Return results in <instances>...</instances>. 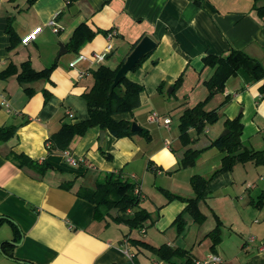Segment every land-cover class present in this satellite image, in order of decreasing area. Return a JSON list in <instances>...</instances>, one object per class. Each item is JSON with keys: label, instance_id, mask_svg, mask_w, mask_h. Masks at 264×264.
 I'll list each match as a JSON object with an SVG mask.
<instances>
[{"label": "crops", "instance_id": "1", "mask_svg": "<svg viewBox=\"0 0 264 264\" xmlns=\"http://www.w3.org/2000/svg\"><path fill=\"white\" fill-rule=\"evenodd\" d=\"M30 1L0 0V126L20 125L14 137L0 141V264H142L137 255L149 250L131 244L133 230L124 231L109 217L95 218L96 206L78 195L81 187L93 188L108 174L139 186L142 207L152 215L144 229L152 226L163 236V244L189 250L195 262L216 253L222 257L220 264H264V162L238 163L230 172L213 177L200 204L205 220L196 222L186 213L182 234L173 223L188 202L169 200L164 192L195 196L192 176L210 177L221 166L222 152L210 145L229 129L228 119L241 117L242 141L264 150V78L253 79L252 63H247L227 80L225 92L217 93L206 106L217 109L220 120L207 126L205 135L214 136L203 139L201 145L209 148L199 162L180 168L173 152L185 151L181 143L175 146L181 135L175 119L210 92L204 81L213 68L205 66L206 55L240 49L264 68V15L255 6L264 5V0ZM54 15H58L57 33L49 25ZM82 23L101 30L76 53L69 42ZM9 25L16 42L7 31ZM103 31L115 34L110 37ZM31 32L35 37L24 41ZM145 36L152 37L156 47L127 73L144 86L141 104L121 117L137 122L150 136L141 130L118 138L109 130L91 127L69 149L85 160L78 165L69 163L63 152L49 151L47 140L64 122L88 118L83 94L95 83L94 70L101 64L118 68ZM108 48L101 64L93 60L92 55ZM79 54L86 58L71 67ZM28 60L37 70L54 62L56 67L49 78L32 83H21L16 74L1 77L9 65L19 69ZM182 74L185 79L175 86ZM26 87L34 92L29 95ZM154 111L161 121L151 120ZM165 117L172 120L168 126ZM11 150L47 161L51 167L44 175L21 168L9 159ZM217 227L221 238L213 247L209 233Z\"/></svg>", "mask_w": 264, "mask_h": 264}, {"label": "trees", "instance_id": "2", "mask_svg": "<svg viewBox=\"0 0 264 264\" xmlns=\"http://www.w3.org/2000/svg\"><path fill=\"white\" fill-rule=\"evenodd\" d=\"M35 0H31L32 3ZM258 1V0H255ZM259 14L264 15V5L258 6L255 4ZM11 35V40L16 42L14 29L11 25L7 28ZM101 30V29H100ZM100 30H93L87 23H82L75 30L71 42H69V49L78 53L80 48L88 41H91L93 37ZM107 35L109 31H103ZM139 41H137L132 48L136 47ZM147 56V55H146ZM144 56L132 70L139 67V64L146 58ZM205 66L213 68V74L209 79L204 81L205 85L210 91L205 100L200 101L194 107H188L184 110L180 119V138L185 146H189L196 138H199L202 134L206 133L205 130L208 125L214 124L219 118L217 109L207 110L206 106L208 102L220 92H225L227 80L238 73V71L247 63H252L249 69L250 74L255 80H261L264 78V68L260 61L250 57L243 50L231 49L221 54H208L203 58ZM124 62V61H123ZM122 62V63H123ZM121 63V64H122ZM121 64L118 68H113L105 64H101L98 69L93 72L95 83L89 90L83 95L87 102L89 109V116L83 121L76 123L64 122L58 132L54 133L49 140H47V148L49 151L65 152V150L71 148L72 142L78 136H83L91 127L98 126L104 130H109L114 136L118 138L130 137L135 131L132 130L133 120L121 117L122 114L133 112L141 104V95L144 91L143 84L129 79L127 75L121 78V82L113 86L115 82L114 78L121 68ZM56 67V62L51 66L37 70L33 68L31 61H25L18 67L14 64L9 65L8 68L1 72L2 78H7L11 75H17V79L21 83H32L43 78H49L51 72ZM179 79L175 82V86H179L184 78V75H180ZM264 94V86L261 87ZM26 91L30 94L34 92L32 87H26ZM46 97L49 98V94L45 92ZM47 100V99H46ZM227 100L223 101V105ZM26 121L22 122L25 123ZM226 125L231 131L229 134L215 139L210 146H216L222 152L221 166L213 172L210 177H204L203 175L196 174L191 178L192 187L195 189V196L187 198L177 194L164 191L169 200L182 199L188 204L185 209L175 219L173 225L178 230V234L186 232V213L193 216L194 221L203 222L206 215H203L200 209L201 200L204 199L205 192L208 189V185L211 179L222 172L232 170L238 163H246L248 161H254L256 163L264 162V150H255L246 145L242 141L243 122L242 118L226 120ZM20 125L8 124L0 126V141H9L17 133ZM191 130H194L196 135H191ZM142 133L146 136H150L148 130H142ZM194 138H193V137ZM209 148V147H207ZM201 149H194L189 147L184 151L181 159L180 168H187L196 165L198 158L201 154ZM10 160H12L17 166L21 168L28 167L37 173L44 175L51 167L47 161L39 162L28 156L26 153L17 152L11 150L8 154ZM152 164V162H150ZM66 186V185H65ZM69 188V185L66 186ZM78 195L84 199L89 200L95 207V218L107 219L111 216L112 210H116V215L112 218L117 223H125L131 227V229H144L146 222L151 219V213L141 204V190L139 186L129 180H123L122 177L114 174H108L105 179L99 180L95 187H81L78 191ZM263 198V196H262ZM262 201H259L257 205H260ZM3 219H0V225L3 224ZM220 228H215L209 234L213 239V247L219 243L221 238ZM131 244L139 246V248L149 250V252L155 253L158 257L172 264L180 262V264H196L194 257L191 256L189 250L177 246L174 247L170 244H163L156 246L149 244L141 238H130Z\"/></svg>", "mask_w": 264, "mask_h": 264}, {"label": "rangeland", "instance_id": "3", "mask_svg": "<svg viewBox=\"0 0 264 264\" xmlns=\"http://www.w3.org/2000/svg\"><path fill=\"white\" fill-rule=\"evenodd\" d=\"M179 119L176 118L175 119L176 121H174L176 129L180 128L181 119L180 120ZM210 125H212V124H210ZM210 125H208V127H210ZM191 133H192L191 135H196V133H194V130H191ZM223 133L224 132L222 131L221 134H219L218 136H216L214 138L215 139L219 138ZM213 136H214L213 134L212 135L209 134L208 136H206L205 133H204L199 138H196L195 140H193V142L191 144H189V146L187 147V146H185L183 144V142L181 141L180 135H179V142L175 143V146L178 148V146H179L178 143H181V146L185 147V150L188 149L189 147H193L194 149H201L202 148V151H201V154H202V152L207 149V147H204L203 145H201L204 142L203 139H205L206 137H213ZM170 138L172 139L173 137H170ZM173 152L177 154V156L179 157V161L181 163L182 162L181 159H182L183 154H184V149L183 150L175 149V150H173ZM198 162H199V158H198ZM194 166H192V167H194ZM192 167H187V168H192ZM149 187H150V185H147V189ZM147 204H149V202ZM116 213H117L116 210H112L111 216H109L111 221L115 222V223H117V222L114 221V219L112 217L115 216ZM118 224H121L120 227L126 232H129L130 230H133L132 231L133 232L132 236H134L135 238L136 237L137 238H142V239H145V240L149 241V243L152 242V243H154L156 245H160L161 243L163 244V242H164V241H162L163 240V236L162 235H157V231H155V229L152 226L148 227V225H146V231H147L146 232L145 229L142 230V231H139L137 229H135V230L131 229V227L129 225L125 224V223H118ZM180 241H182V238L180 239ZM137 259L141 260L142 264H156V262H157V264H172V263H169L167 261H164L163 259L158 257L153 252H150V253L149 252H147V253H138ZM176 264H180V262H177Z\"/></svg>", "mask_w": 264, "mask_h": 264}, {"label": "built area", "instance_id": "4", "mask_svg": "<svg viewBox=\"0 0 264 264\" xmlns=\"http://www.w3.org/2000/svg\"><path fill=\"white\" fill-rule=\"evenodd\" d=\"M57 16L58 15H54L53 18L49 21V25L51 27H53L52 30L55 33L59 32V28H60V27H58V24H57V21H56L57 20ZM114 34H115V32H112V33L109 34V36L113 37ZM35 35H36V32H33V33L31 32V35L28 38H26L24 41H27L29 38H34ZM108 50H109V48L106 49L103 52L95 53L94 55H92L93 60L95 62L101 64L107 58V54H109ZM85 56L86 55H84V54L77 55L71 61V63H70L71 67H76L80 62H82L86 58ZM80 76H82V73H81ZM151 120H153L155 122H159V121H161V115L158 112L154 111V112L151 113ZM163 120H164V124L166 126H168L172 122L171 118H169V117H165V118H163ZM63 154H64L65 158L67 159V161L69 163L73 164V165H78V164H81L82 162H85L84 159H78V158L74 157L72 155V151H70L69 149L65 150V152H63ZM221 258L222 257L218 256L216 253H210L207 256L206 259L199 260V261L196 262V264H220Z\"/></svg>", "mask_w": 264, "mask_h": 264}, {"label": "water", "instance_id": "5", "mask_svg": "<svg viewBox=\"0 0 264 264\" xmlns=\"http://www.w3.org/2000/svg\"><path fill=\"white\" fill-rule=\"evenodd\" d=\"M156 47V42L153 40L152 37L145 36L143 39L137 44V46L133 49L132 53H130L125 62L122 64V67L118 70L113 83V86L121 82V78L127 75L129 70L131 71L133 67L148 53H151L152 50ZM63 50V45H62ZM132 130L133 131H141L142 127L137 124V122L132 123ZM231 131L226 129L224 133L220 136H225L229 134ZM102 139L105 137V131H101Z\"/></svg>", "mask_w": 264, "mask_h": 264}]
</instances>
